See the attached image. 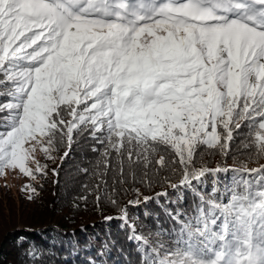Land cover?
<instances>
[{"label": "snow or ice", "instance_id": "snow-or-ice-1", "mask_svg": "<svg viewBox=\"0 0 264 264\" xmlns=\"http://www.w3.org/2000/svg\"><path fill=\"white\" fill-rule=\"evenodd\" d=\"M0 97V177L22 174L30 201L49 172L37 153L55 162L66 147L62 162L74 133L96 141L97 189L110 171L114 185L138 170L151 182L153 165L191 186L227 170L196 168L201 146L227 157L244 128L249 158H264V0H0ZM160 146L174 158L156 159ZM236 163L230 199L201 198L187 240L130 237L145 264H264V165Z\"/></svg>", "mask_w": 264, "mask_h": 264}, {"label": "trees", "instance_id": "trees-1", "mask_svg": "<svg viewBox=\"0 0 264 264\" xmlns=\"http://www.w3.org/2000/svg\"><path fill=\"white\" fill-rule=\"evenodd\" d=\"M3 99L0 97V100ZM3 115L6 114L0 113V116ZM95 144L96 141L87 133L79 137L74 133V142L69 155L62 162L59 157L63 156L64 151L67 150L66 147L53 153L56 157L55 162L47 160L40 154L38 159L41 163L48 165L49 172L46 178L35 182L38 195L31 201L27 198V193L20 192L17 196L21 204L18 206L10 188L0 186V264H131L139 262L140 252L144 255L143 244H138L136 239H130V237L138 236L134 232V226L140 224L141 219L144 221L145 217H151L157 210L164 214L166 220L167 216H170V222L162 228V236L157 237L155 232H150L152 227L149 226L148 231L152 238L146 239L151 241L164 238L165 245L175 246L177 240L188 239L181 233V227L190 223L195 224L203 215L199 209L207 210L208 205H202L201 198L205 201L227 203L231 197V190L235 187V184L225 183L223 187L215 188L218 181H201L200 179L193 180L191 186L181 185L180 179L174 180L172 175L174 172L169 171L168 168L163 172L159 170L158 165H153L150 173L151 182L147 178L140 182L138 172L135 181L129 178L127 184L114 185L115 178L110 171L106 177L108 180L106 192L105 186L99 189L96 187L101 181L94 174L98 171L96 163L100 158L99 152L92 150ZM79 145L81 148L78 150ZM85 149L91 154L89 158L84 153ZM159 153L164 156L166 154L163 148ZM73 158L74 161H72ZM67 164H73L76 167L68 172L64 168ZM260 166L261 164L258 163V167ZM52 168L58 170V177L51 174ZM84 168L89 169L87 174L81 171ZM175 171L177 174L181 173L179 167ZM245 177L251 179L248 174ZM173 184L176 187H172ZM113 187L117 189L115 193L112 191ZM62 194L64 196L60 204L63 203L61 207H64L66 211L60 213L54 211L52 204L54 199ZM109 195L115 196L119 208L109 202L107 198ZM97 196L101 197L99 201ZM81 197H87V200H82ZM145 197L148 199L145 200ZM129 201L136 203L132 206L129 205ZM120 208H126L127 220L122 219ZM168 209L172 214L166 212ZM135 215V218L139 219L138 222L132 220ZM106 217H112V219H106ZM221 222L222 217L217 221V230ZM159 223L161 222L156 223L157 226ZM192 242L200 243L199 240ZM142 264H145V259Z\"/></svg>", "mask_w": 264, "mask_h": 264}, {"label": "rangeland", "instance_id": "rangeland-1", "mask_svg": "<svg viewBox=\"0 0 264 264\" xmlns=\"http://www.w3.org/2000/svg\"><path fill=\"white\" fill-rule=\"evenodd\" d=\"M82 107V106H81ZM248 129L244 128L242 130V132L235 136L234 140L231 143V147H230V151H229V155L227 157H224L221 153H219L216 150H206L203 149L204 147H202L203 150V154L200 155L199 153L197 154L196 157H194L195 160V167L196 168H200V167H205L207 169H216V168H221V169H227L225 171H208L206 172V174L202 177H200L199 179L201 181H206V180H210V181H218L219 183L216 185L215 188H220L223 187V184H236V181L240 178V173L234 171L233 169H236L237 167H239V165L236 163V161H242L244 163L247 164V167L249 169L252 168H258V163H260L261 165H264V158H249V152L253 151L252 149H244L242 148L243 144L241 143V141L244 140L245 135L247 134ZM233 145H235V147H233ZM80 145L78 146V150L80 149ZM163 148L164 151L166 152L165 154V159L166 160H172L174 158V152L171 149H165V147L160 146V149ZM242 148V149H240ZM84 153L86 155V157L89 158V156H91V154H89L86 149L84 150ZM83 153V154H84ZM40 153H37V158L39 157ZM84 155V156H85ZM159 155H162V153H158L156 155V159L159 158ZM239 156L243 157L244 159H241ZM75 159L73 158L72 161H74ZM199 165V166H198ZM30 166H33L30 164ZM34 167V166H33ZM76 166L73 164H67L64 168L66 169V171L70 172L72 171V168H75ZM167 169V167L165 168H160V171H165ZM138 172L141 175V171L138 170ZM172 175L174 176V180H178L181 177V173L177 174V171H175L174 173H172ZM245 176L247 175V173L244 174ZM140 177V176H139ZM162 178V177H161ZM163 179H167L165 177H163ZM252 180H255L254 176H251ZM29 181L24 178L22 176V174L14 173L12 175H7L6 177H0V186L2 187H8L10 188V191L13 193L12 197L14 200L17 201L18 206L21 204V201L19 199V197L17 196L20 192H21V187L25 184L28 183ZM65 192V191H64ZM202 192V191H200ZM205 192V191H203ZM203 194H207V193H203ZM64 195L62 194L61 196H57L52 204V208H54V211H59L60 213L63 211H66V209L63 206V203L60 204V200ZM210 196V195H208ZM6 202V201H5ZM180 209V207H179ZM181 210V209H180ZM166 212H170L172 214V212L170 211V209L166 210ZM165 212V214H166ZM182 212V211H180ZM135 216L132 217V220L135 222H138L139 219H136ZM140 224L134 226V232L135 234H137L140 238L144 239V238H149L151 239V235L150 232H155L157 237L162 236L163 231L162 228H164V226L166 224H168V222H170V216H167V220L165 219L164 214H161L160 211L158 212V210L151 216H147L145 217V220L142 221V219L139 221ZM159 223V226H157L156 223ZM149 226L152 227V230H149ZM158 228V229H157ZM163 242L164 244L166 243V240L164 238H161L160 240H151L149 241V244H156L157 242ZM141 254V260L138 262H133L131 264H142L144 262L145 259V255L142 254V252H140ZM134 257V255L132 256ZM131 258L128 260L130 263Z\"/></svg>", "mask_w": 264, "mask_h": 264}]
</instances>
